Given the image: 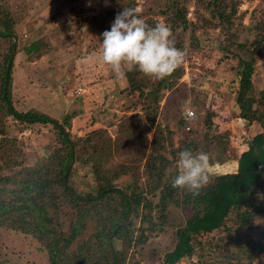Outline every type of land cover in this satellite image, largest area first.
Wrapping results in <instances>:
<instances>
[{
    "label": "trees",
    "instance_id": "1",
    "mask_svg": "<svg viewBox=\"0 0 264 264\" xmlns=\"http://www.w3.org/2000/svg\"><path fill=\"white\" fill-rule=\"evenodd\" d=\"M82 1L70 0L72 4ZM104 1L98 0V5L103 6ZM105 4L108 7H100L95 18L101 34L110 28L124 8L137 6L136 0H111ZM239 4L240 1L232 0L229 13L223 0H211L208 8L212 9L216 21L212 27H223L227 35L223 52L239 60L236 70L238 118L247 125L257 123L264 129V91L257 98L252 80L255 55L264 46L261 35L264 23L254 26L258 30L255 40L239 44V35L232 32ZM171 12H175L176 18L184 17L177 3L170 2L161 13ZM138 15L143 18L140 11ZM145 23L154 26L158 22L147 19ZM20 25L19 17L10 13L5 0H0V160L7 155L20 156L17 148L20 142L17 138H9L20 125L23 130L40 125L48 133L47 138L55 140L49 143L41 160L33 165H30L31 160L24 162L25 166L13 176L2 175L0 167V227L37 239L49 253L50 264H143L137 260L138 253L159 231L153 213H158L160 220L165 221L166 211L176 208L188 212L189 217L185 226L176 231V246L164 256L163 264H179L192 258L200 235L216 232L227 236L229 246L222 252L226 264H254L261 257L264 263V232L254 237L257 222H264V132L245 143L246 150L233 162L236 164L234 170L228 171L229 164L220 163L219 167L225 166L226 172L209 179L198 196L174 189L170 181L176 172L171 169L178 152L184 149L200 151L195 142L176 147L173 132L155 123L161 92L170 87L166 84L169 79L181 76L179 68L162 80L146 81V84L140 80L142 73L134 69L125 73L123 77L129 86L118 94H128L135 89L141 91L138 101L145 108L144 115H125L118 125L119 135L115 140L104 128L87 131L84 137L77 138L72 132L75 127L72 122L79 118V112H68L60 121L38 110L17 108L13 97L17 56L24 54L26 64L48 56L50 67L45 71L40 68L35 73L41 77L54 72L52 62L56 61L49 38L38 36L24 43L19 34ZM77 26L71 24L65 29L75 30ZM208 116L206 139L212 143L220 135L212 136L216 123L210 120V114ZM153 126L154 137L149 142L144 133ZM180 127L186 128L187 122L181 120ZM189 134L196 136L198 131L191 130ZM149 146L150 154L142 171L141 163ZM52 149L54 153H50ZM167 155L174 159L171 161ZM116 156L130 157L114 164ZM77 158L91 166L98 188L96 195L83 198L71 188L69 181ZM217 169L216 166L210 171ZM126 176H130L131 181L118 187L116 181ZM143 176L147 178L145 182H141ZM8 184L14 185V189L6 190L4 185ZM113 240L122 243L121 251H115Z\"/></svg>",
    "mask_w": 264,
    "mask_h": 264
},
{
    "label": "rangeland",
    "instance_id": "2",
    "mask_svg": "<svg viewBox=\"0 0 264 264\" xmlns=\"http://www.w3.org/2000/svg\"><path fill=\"white\" fill-rule=\"evenodd\" d=\"M108 1L111 0H105L103 6H100L98 0H84L79 4H72L70 0H5L10 13L21 21V40L29 43L35 37L47 36L56 60L52 62V66L55 65L54 72L41 77L36 74L40 68L44 70L50 67L51 59L48 56L29 64L25 63L24 54L17 56L13 97L18 109L38 110L60 121L68 112L72 114L76 111L79 112V118L72 122L75 124L72 130L74 136L84 137L87 131L104 128L114 140L119 135L118 125L125 115H144L145 108L138 101L141 91L135 89L128 94H118L129 86L128 80L124 77L117 79L111 67L99 60L101 32L96 28L95 18L102 9L100 7H108L105 4ZM210 1L136 0L135 7L143 15L144 21L152 19L166 24L171 30L174 45L185 53L184 61L178 67L181 76L169 79L166 84L170 87L161 92L155 123L173 132L172 139L176 147L186 142H195L200 151L207 153L209 179L226 172L225 166L219 167L220 163L229 164L228 171L234 170L236 164L233 162L246 150L245 143L256 134L264 132L257 123L250 126L238 118L239 78L236 70L239 60L227 57L223 52L227 35L223 27H212L216 21L212 9L208 8ZM238 1L240 4L232 32L239 35L238 43L245 45L247 41L252 42L257 37L258 30L254 26L264 23V0ZM170 2L180 5L184 17L176 18L175 12L168 15L161 13L168 8ZM231 4L232 0H223L227 13L231 11ZM71 24L78 26L75 30H66ZM261 35L264 37V31ZM255 58L252 80L255 95L260 98V93L264 91V46ZM130 71L123 68L124 75ZM140 80L144 84L146 81H157L144 75ZM146 90L144 87L145 92ZM187 110L195 112L196 122L190 125V129L198 131L196 136L189 134L191 130L188 131L187 127H180V121H185ZM209 114L210 120L216 123L213 124L216 129L211 133L212 136L216 133L220 135L212 143L206 139ZM23 129L20 125L16 132L9 135V138H17L20 142L17 147L20 156L7 155L0 160L2 175L13 176L29 160L33 161L30 165L35 164L45 156L49 143L55 140L47 138L48 133L40 125ZM154 132L155 126L144 133L149 142L153 140ZM147 149L141 163L142 171L151 147ZM52 152L55 149L50 153ZM167 156L171 161L174 159L171 155ZM217 156L221 158L218 160ZM129 157L116 156L113 163L123 162ZM81 161L83 160L76 159L69 184L80 197L96 195L98 188L93 170L90 165H84ZM175 162L171 169L174 173L177 171ZM216 166L217 170L210 171ZM146 180V176H143L141 182ZM130 181V176H126L115 184L121 188ZM14 187L4 185L8 191ZM165 215L163 221L158 213H153V220L159 231L149 238L138 253L137 260L143 264H163L164 256L176 246V231L185 226L189 217L188 212L176 208L168 209ZM260 231L264 232V222H257L254 237H258ZM226 237L221 232L200 235L195 242L194 256L179 264H226L222 260V252L229 246ZM112 243L115 251L122 250L120 241L113 240ZM233 250L236 251L234 247ZM154 252L157 255L154 256ZM50 260L49 253L34 237L0 227V264H50ZM262 261L263 257L254 264H264Z\"/></svg>",
    "mask_w": 264,
    "mask_h": 264
},
{
    "label": "clouds",
    "instance_id": "3",
    "mask_svg": "<svg viewBox=\"0 0 264 264\" xmlns=\"http://www.w3.org/2000/svg\"><path fill=\"white\" fill-rule=\"evenodd\" d=\"M138 11L124 8L116 15L110 28L101 34L99 60L111 67L117 79L124 76L123 68L126 67L146 77L162 80L183 63L185 53L174 45L166 24L149 26ZM208 159L203 151H179L171 186L198 196L209 181Z\"/></svg>",
    "mask_w": 264,
    "mask_h": 264
},
{
    "label": "built area",
    "instance_id": "4",
    "mask_svg": "<svg viewBox=\"0 0 264 264\" xmlns=\"http://www.w3.org/2000/svg\"><path fill=\"white\" fill-rule=\"evenodd\" d=\"M184 119L187 122V130L190 131V125L196 122L195 112L192 110H187Z\"/></svg>",
    "mask_w": 264,
    "mask_h": 264
}]
</instances>
